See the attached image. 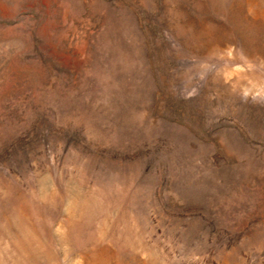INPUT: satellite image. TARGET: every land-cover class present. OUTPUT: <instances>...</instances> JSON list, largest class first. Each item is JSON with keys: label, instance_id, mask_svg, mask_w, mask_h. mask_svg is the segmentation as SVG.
Masks as SVG:
<instances>
[{"label": "rangeland", "instance_id": "rangeland-1", "mask_svg": "<svg viewBox=\"0 0 264 264\" xmlns=\"http://www.w3.org/2000/svg\"><path fill=\"white\" fill-rule=\"evenodd\" d=\"M0 264H264V0H0Z\"/></svg>", "mask_w": 264, "mask_h": 264}]
</instances>
